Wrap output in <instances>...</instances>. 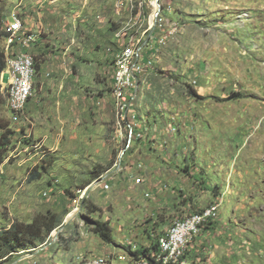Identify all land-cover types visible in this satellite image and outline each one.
Segmentation results:
<instances>
[{"label":"rangeland","instance_id":"obj_1","mask_svg":"<svg viewBox=\"0 0 264 264\" xmlns=\"http://www.w3.org/2000/svg\"><path fill=\"white\" fill-rule=\"evenodd\" d=\"M33 1L0 0V55L5 21ZM117 1L119 50L145 43L139 29L157 36L130 91L141 137L127 147L128 123L118 117L113 87L99 96L91 82L81 124L69 133L68 106L42 80L46 58L37 56L30 122L13 120L0 90V232L21 225L45 240L3 248L0 264H72L83 254L131 258L129 250L149 248L148 232L161 233L170 215L210 204L219 205V216L189 246L188 264H264V0ZM64 5L74 15L94 8L85 0ZM139 11L143 21L134 24ZM156 13L179 23L175 37L154 23ZM88 28L55 42L87 47L97 43L93 34L112 35ZM127 166L139 176L124 180ZM106 180L109 191L95 187ZM80 190L89 199L76 215L71 204ZM93 221L108 225L109 240L95 233Z\"/></svg>","mask_w":264,"mask_h":264},{"label":"built area","instance_id":"obj_2","mask_svg":"<svg viewBox=\"0 0 264 264\" xmlns=\"http://www.w3.org/2000/svg\"><path fill=\"white\" fill-rule=\"evenodd\" d=\"M155 21L158 27L166 25L168 38L175 37L179 32L180 26L177 21L166 24L161 15L155 16L154 23ZM3 27L6 69L2 74L4 81H1V92L6 97L13 120L19 122L25 120L26 106L33 96L36 64L34 56L28 49L36 43V34L26 28L20 12L12 13ZM137 42L139 43V40ZM159 42L164 43L162 39ZM142 48V46L128 45L118 51L114 60L113 94L117 101L118 117L128 123V148L134 138L141 137L135 129L137 115L134 110L131 111L130 91L135 85L136 72L142 70L139 63ZM152 60L153 57L149 58L147 63L152 64ZM141 182L140 178L136 180L137 184ZM95 187H102L105 191L110 190V184L106 181L98 182ZM44 195L47 196V193ZM88 199L87 190L78 191L72 199L73 213L76 215L82 213ZM219 212V205L210 204L198 212H178L170 215L172 220L163 226L161 233L153 234L158 242V248L151 249L149 242L150 249L147 256L133 255L132 253L139 252L136 247V251L129 250L131 258L125 257L124 254H104L97 257L83 254L76 257L72 264H188V255L192 256L189 246L202 234L207 223L217 219Z\"/></svg>","mask_w":264,"mask_h":264},{"label":"crops","instance_id":"obj_3","mask_svg":"<svg viewBox=\"0 0 264 264\" xmlns=\"http://www.w3.org/2000/svg\"><path fill=\"white\" fill-rule=\"evenodd\" d=\"M66 1L73 2L75 0H34L32 6H29L30 3H28L24 6L27 10L20 12L22 14L24 13L21 15L26 28L36 34V43L28 49V51L34 58L41 55L43 58H46L41 70L43 74L42 80L50 85H54L56 89H54L52 93L62 99L60 104L64 105L65 103L68 106L66 112L68 120L67 131L72 134L73 131L77 132V125L81 124L82 120L81 116H79V111L81 110L82 104L86 102L88 96L92 98V94H88L87 83L91 82L90 85L94 88V92L92 93L96 95H99L98 92H102L100 95H109V90L113 87V64L116 54L120 51V45H117L119 42L118 34H116L117 31L113 32L112 26L114 21H119V12L117 0H85L87 5L89 3V7L93 5L94 8L90 7L85 13L75 12L76 15H74L69 9L65 8L64 3H66ZM125 8L129 9V3L128 5L125 3ZM109 10L111 15L108 17L106 16V12ZM95 14H97L98 19H100L99 22ZM93 17L94 19H91ZM142 19V14L139 11L137 17H132L130 20L136 24L137 22L141 23V21H143ZM78 21L79 27H76ZM91 24H94L95 27L90 28L93 29V32L105 33L110 31L112 35L104 38L103 36L93 34L95 37L93 38V42L97 41V43L87 47H83L80 41L75 40H73L75 42L72 41L68 44H66L65 41L64 44L55 42V39H67V34H74L77 28L79 30L86 29L90 31L88 27ZM44 34H47V36H44ZM137 34L140 36L139 38L147 34L145 43L142 45L143 48L140 59L145 61V59L147 60L148 58L144 54H149L154 48L157 42L154 38L157 36L153 32H148V29H139L136 32V35ZM125 35L126 34H124L123 37ZM149 37L151 40L147 44ZM111 38L113 45L107 43ZM122 42L123 40L121 39L120 43ZM45 65H47V68H45ZM48 76L51 77V80H47ZM31 98L26 106V117L24 120L28 122H30V118L33 117V113L36 111L37 106L36 98L33 100ZM119 129L120 127L118 126L117 139H121L120 136H122L123 132L120 131L119 133ZM62 134L63 132L60 133L59 131L57 136ZM64 141L61 144L58 143L56 148L63 147ZM130 156L133 155L131 154ZM123 169L121 168V170ZM124 171L126 172L123 174L124 180L127 181H130L129 179L133 176L134 178L135 176H139L138 174L140 173L136 172L137 170H135V173H132L131 171H133V168H131L130 171L128 166L123 172ZM106 183H108V180H106ZM135 184L137 183L135 182ZM103 253L110 252L104 250Z\"/></svg>","mask_w":264,"mask_h":264},{"label":"trees","instance_id":"obj_4","mask_svg":"<svg viewBox=\"0 0 264 264\" xmlns=\"http://www.w3.org/2000/svg\"><path fill=\"white\" fill-rule=\"evenodd\" d=\"M4 34V33H3ZM5 36V34H4ZM6 69V55L5 52L0 55V90H1V81H2V74ZM87 206V201L85 202L84 210ZM196 212V211H195ZM198 212V211H197ZM92 219H88L90 221ZM95 224V233L100 235L104 240H109L108 236V225L105 223H97L93 221ZM209 223L206 224V226ZM205 226V227H206ZM155 232H148L147 238L149 242H151V249L156 250L158 248V242L156 238L153 236ZM45 237L40 236L39 233L35 231H29L28 236L26 235V229L21 227V225H15L9 230L0 232V250L3 248L9 249L14 251L18 247H32L35 244L43 243ZM146 246V245H145ZM142 247V250L137 253H132L133 255H143L147 256L149 253L148 247Z\"/></svg>","mask_w":264,"mask_h":264},{"label":"water","instance_id":"obj_5","mask_svg":"<svg viewBox=\"0 0 264 264\" xmlns=\"http://www.w3.org/2000/svg\"><path fill=\"white\" fill-rule=\"evenodd\" d=\"M157 2H159V0H157ZM159 15V13H156V16H158Z\"/></svg>","mask_w":264,"mask_h":264}]
</instances>
